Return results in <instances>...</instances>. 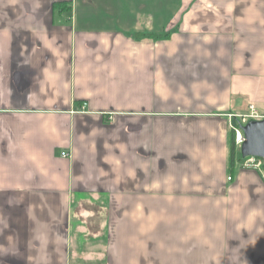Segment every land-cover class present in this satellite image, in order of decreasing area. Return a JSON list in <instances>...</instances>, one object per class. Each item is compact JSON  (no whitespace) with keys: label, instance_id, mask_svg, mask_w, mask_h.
<instances>
[{"label":"crops","instance_id":"obj_1","mask_svg":"<svg viewBox=\"0 0 264 264\" xmlns=\"http://www.w3.org/2000/svg\"><path fill=\"white\" fill-rule=\"evenodd\" d=\"M250 105L264 0H0V264H264Z\"/></svg>","mask_w":264,"mask_h":264},{"label":"water","instance_id":"obj_2","mask_svg":"<svg viewBox=\"0 0 264 264\" xmlns=\"http://www.w3.org/2000/svg\"><path fill=\"white\" fill-rule=\"evenodd\" d=\"M241 129L244 136L240 146L242 156H254L264 161V117L247 121Z\"/></svg>","mask_w":264,"mask_h":264},{"label":"built area","instance_id":"obj_3","mask_svg":"<svg viewBox=\"0 0 264 264\" xmlns=\"http://www.w3.org/2000/svg\"><path fill=\"white\" fill-rule=\"evenodd\" d=\"M260 115L257 113V111L254 109V107L252 105L249 106V112L243 115H239V117H237V121H235V125L233 126L234 129V142L235 144L238 146L240 145L243 140H244V136H243V132H242V125H244L248 119H257L259 118ZM232 127V124H231ZM68 154L66 152H62V156H67ZM242 166L244 167H254V168H258V169H262L263 167V160L256 158L254 156H247L245 158L242 159L241 161ZM228 179H230V177H228Z\"/></svg>","mask_w":264,"mask_h":264},{"label":"trees","instance_id":"obj_4","mask_svg":"<svg viewBox=\"0 0 264 264\" xmlns=\"http://www.w3.org/2000/svg\"><path fill=\"white\" fill-rule=\"evenodd\" d=\"M165 34L160 33L158 35L155 34H143L141 33V35L139 36H147L148 38H152V39H156V38H160L162 36H164ZM235 120L232 121V127L230 130V151H229V163L230 165H232L235 161L236 155H237V151H236V146H235V142H234V129L233 126L235 125Z\"/></svg>","mask_w":264,"mask_h":264}]
</instances>
